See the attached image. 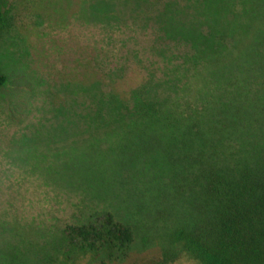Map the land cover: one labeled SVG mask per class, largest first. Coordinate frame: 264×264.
Wrapping results in <instances>:
<instances>
[{"label":"trees","instance_id":"obj_1","mask_svg":"<svg viewBox=\"0 0 264 264\" xmlns=\"http://www.w3.org/2000/svg\"><path fill=\"white\" fill-rule=\"evenodd\" d=\"M8 1L0 0V41L10 13H22L20 5L10 12ZM16 1L39 13L61 1L71 6V0ZM147 3L155 6L81 0L77 15L111 24L122 6L136 11ZM156 11L149 20L158 27L163 78L115 80L124 77L123 66L105 81L96 66L81 65L62 77L67 100L42 122L47 142H62L61 133L71 136L75 125V142L109 133L110 142H139L132 156L155 152L157 177L165 176L155 212L169 232L157 244L141 235L139 246L134 227L97 212L65 228L58 264H168L174 248L192 264H264V0L169 1ZM181 49L187 51L177 54ZM8 81L0 72V92Z\"/></svg>","mask_w":264,"mask_h":264},{"label":"rangeland","instance_id":"obj_2","mask_svg":"<svg viewBox=\"0 0 264 264\" xmlns=\"http://www.w3.org/2000/svg\"><path fill=\"white\" fill-rule=\"evenodd\" d=\"M14 1L7 9L20 5L21 16L10 13L11 27L0 41V72L9 77L0 92V264H58L65 228L97 212H110L134 227L139 246L145 234L151 244L162 243L169 229L155 208L165 176L157 177L155 152L132 156L139 142H110L109 133L75 142V125L71 136L68 129L61 133L62 142H47L42 119H52L67 100L61 79L81 65L96 66L105 81L123 66L124 77L115 80L140 82L152 73L163 78L158 27L149 17L169 1L184 0H152L155 6L147 3L136 11L122 6L120 20L111 24L78 19L81 0H71L68 9L61 1L41 13ZM54 9L64 15L51 17ZM167 44L162 46L174 45ZM103 89L110 92L106 85ZM171 254L168 264H192L177 248Z\"/></svg>","mask_w":264,"mask_h":264}]
</instances>
